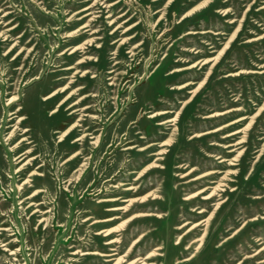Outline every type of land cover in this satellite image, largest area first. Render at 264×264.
<instances>
[{
	"label": "rangeland",
	"instance_id": "1",
	"mask_svg": "<svg viewBox=\"0 0 264 264\" xmlns=\"http://www.w3.org/2000/svg\"><path fill=\"white\" fill-rule=\"evenodd\" d=\"M142 262L264 264V0H0V264Z\"/></svg>",
	"mask_w": 264,
	"mask_h": 264
},
{
	"label": "bare ground",
	"instance_id": "2",
	"mask_svg": "<svg viewBox=\"0 0 264 264\" xmlns=\"http://www.w3.org/2000/svg\"><path fill=\"white\" fill-rule=\"evenodd\" d=\"M215 60V59H214ZM205 61L206 60H204V63H205ZM193 66V65H192ZM191 67V66H190ZM66 69H68V68H66ZM201 84V83H200ZM180 87H182V86H180ZM55 92H53L52 94H50V95H48L47 97H45L44 99H47V98H49V97H51L53 94H54ZM14 101H16V97L15 96H13V97H11L10 99H8V102L7 103H12V102H14ZM17 112H18V110H17ZM55 112V110H53L52 112H51V114H53ZM17 115V114H16ZM153 115H151L150 117H152ZM228 125H230V124H228ZM59 141H61V139L59 140ZM231 145H227V146H224V148H228V147H230ZM220 161H223L222 159L220 160ZM181 177H183V176H181ZM198 185V184H197ZM131 188H126V190H130ZM205 190V188L204 189H202V190H200V191H198V192H196V193H193V194H190V195H188L187 197H185L184 198V200H189V199H192V198H194V197H196L198 194H200V193H202L203 191ZM39 192V191H38ZM114 195V194H113ZM29 198V197H28ZM27 198V199H28ZM30 198H32V196H30ZM144 198H145V196L142 198V200H144ZM208 198V196H204L203 197V199H207ZM116 199L114 198V199H109V200H107V201H115ZM124 201H126V200H124ZM31 205H33V204H30L29 206H31ZM112 210H118V209H121V208H117V207H115V208H111ZM34 212H38L37 210L36 211H34ZM104 217V216H103ZM110 219H112V218H110ZM2 230V229H1ZM105 233V235H107L108 234V231L107 230H105V231H101V232H98V233ZM103 233V234H104ZM14 242V240H11L10 241V243H13ZM115 242V240H110V241H108V242H106V245H111L112 243H114ZM9 243V244H10ZM150 250V249H149ZM111 251H113V250H111ZM9 252V251H8ZM13 255H15L14 253H12ZM113 255H115L114 253H109V254H107L105 257H110V256H113ZM146 255V254H145ZM110 259H108V261H109ZM119 260V259H118ZM116 261V260H115ZM129 262H131V261H129ZM128 262V263H129ZM140 264V263H139ZM141 264H145L144 262H142Z\"/></svg>",
	"mask_w": 264,
	"mask_h": 264
}]
</instances>
